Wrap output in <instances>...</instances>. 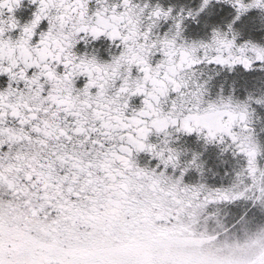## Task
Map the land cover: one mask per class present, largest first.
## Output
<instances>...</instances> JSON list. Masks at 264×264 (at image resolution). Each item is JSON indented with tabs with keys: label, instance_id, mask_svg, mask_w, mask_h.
Returning <instances> with one entry per match:
<instances>
[{
	"label": "snow or ice",
	"instance_id": "snow-or-ice-1",
	"mask_svg": "<svg viewBox=\"0 0 264 264\" xmlns=\"http://www.w3.org/2000/svg\"><path fill=\"white\" fill-rule=\"evenodd\" d=\"M0 264H264V0H0Z\"/></svg>",
	"mask_w": 264,
	"mask_h": 264
}]
</instances>
